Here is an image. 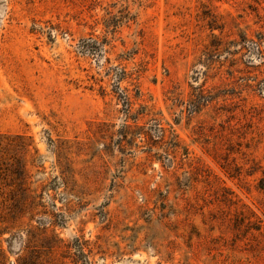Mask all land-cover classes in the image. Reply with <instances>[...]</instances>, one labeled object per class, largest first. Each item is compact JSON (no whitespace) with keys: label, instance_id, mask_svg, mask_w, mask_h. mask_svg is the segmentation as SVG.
<instances>
[{"label":"rangeland","instance_id":"374dc122","mask_svg":"<svg viewBox=\"0 0 264 264\" xmlns=\"http://www.w3.org/2000/svg\"><path fill=\"white\" fill-rule=\"evenodd\" d=\"M0 264H264V0H0Z\"/></svg>","mask_w":264,"mask_h":264}]
</instances>
